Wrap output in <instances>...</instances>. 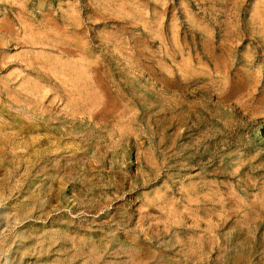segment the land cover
<instances>
[{"label": "rangeland", "instance_id": "1", "mask_svg": "<svg viewBox=\"0 0 264 264\" xmlns=\"http://www.w3.org/2000/svg\"><path fill=\"white\" fill-rule=\"evenodd\" d=\"M0 216V264H264V0H0Z\"/></svg>", "mask_w": 264, "mask_h": 264}, {"label": "bare ground", "instance_id": "2", "mask_svg": "<svg viewBox=\"0 0 264 264\" xmlns=\"http://www.w3.org/2000/svg\"><path fill=\"white\" fill-rule=\"evenodd\" d=\"M0 218H1V216H0ZM5 222V221H4ZM101 222V221H100ZM147 244L148 245H152V242H147ZM96 249V248H95ZM98 249H99V252H102V255H103V257H108V256H119V252H111V253H109L108 254V256H106L107 255V249H108V247H103V246H101V245H99L98 246ZM143 251H144V248H141L140 250H138V251H136V252H134V255L133 256H131L132 257V260H131V264H150L149 263V261H144V257H143V255H142V253H143ZM102 255L101 256H99V257H97V259H95L96 260V262H98V261H101L102 259ZM145 257H148V258H150L151 257V255H145ZM70 259V258H69ZM15 260V259H14ZM93 264H95L94 263V261L92 262ZM16 264V263H15Z\"/></svg>", "mask_w": 264, "mask_h": 264}]
</instances>
